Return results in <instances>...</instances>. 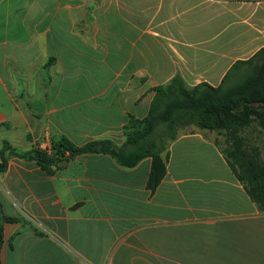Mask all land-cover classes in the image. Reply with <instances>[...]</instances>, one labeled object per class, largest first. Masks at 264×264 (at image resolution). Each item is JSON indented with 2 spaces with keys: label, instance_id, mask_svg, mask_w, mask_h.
<instances>
[{
  "label": "crops",
  "instance_id": "0c3cea01",
  "mask_svg": "<svg viewBox=\"0 0 264 264\" xmlns=\"http://www.w3.org/2000/svg\"><path fill=\"white\" fill-rule=\"evenodd\" d=\"M263 48L264 0H0V150L121 146L156 88L218 87ZM189 128L155 191L151 158L80 155L52 175L10 159L0 199L20 221L3 225L1 264H264V212L212 132Z\"/></svg>",
  "mask_w": 264,
  "mask_h": 264
},
{
  "label": "trees",
  "instance_id": "16d2710c",
  "mask_svg": "<svg viewBox=\"0 0 264 264\" xmlns=\"http://www.w3.org/2000/svg\"><path fill=\"white\" fill-rule=\"evenodd\" d=\"M154 92L148 116L130 117L125 124V141L121 146L113 140L78 146L61 136L52 140L49 149L37 146L24 152L6 141L0 150V175L7 172L12 158L34 161L49 175L55 173L61 162L80 155L106 154L128 169L151 158L148 187L155 191L167 172L163 157L167 148L181 130L196 126L200 130L226 133L229 144L228 150L223 151L226 160L251 200L264 212V161L257 148L249 150L245 138L251 127L264 134V48L252 58L238 61L218 87L208 83L191 87L178 75ZM18 221L5 215L0 199V264L3 225Z\"/></svg>",
  "mask_w": 264,
  "mask_h": 264
},
{
  "label": "rangeland",
  "instance_id": "374dc122",
  "mask_svg": "<svg viewBox=\"0 0 264 264\" xmlns=\"http://www.w3.org/2000/svg\"><path fill=\"white\" fill-rule=\"evenodd\" d=\"M190 130H192V128L184 129L185 132H189ZM212 135L214 137V140L217 141L222 151H227L229 148V144L226 133L212 132ZM245 138L249 150L252 151L254 148H257L261 152V156L264 161V134H262L259 129L251 127L246 131Z\"/></svg>",
  "mask_w": 264,
  "mask_h": 264
}]
</instances>
